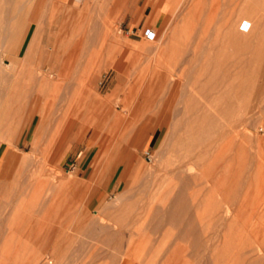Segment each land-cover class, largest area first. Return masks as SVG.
I'll list each match as a JSON object with an SVG mask.
<instances>
[{"label": "rangeland", "instance_id": "1", "mask_svg": "<svg viewBox=\"0 0 264 264\" xmlns=\"http://www.w3.org/2000/svg\"><path fill=\"white\" fill-rule=\"evenodd\" d=\"M16 1L22 8L0 55V134L17 132L22 116L30 122L17 140L0 135L1 264L34 249L43 250L41 264H127L116 237L131 232L137 251L129 264L159 262L177 246L184 264H193L190 239L179 233L194 219L205 252L214 247L224 231L216 223L219 175L236 183L242 217L249 225L257 219L264 211V142L261 152L255 146L264 140V0H8L7 8ZM231 2L239 3L234 13L251 14L254 29H240L247 39L234 42ZM249 115L245 130L254 139L241 152L240 135L231 133ZM226 148L251 154L241 161ZM18 154L26 162L13 167ZM224 157L238 179L228 176ZM179 195L182 223L168 218Z\"/></svg>", "mask_w": 264, "mask_h": 264}, {"label": "bare ground", "instance_id": "2", "mask_svg": "<svg viewBox=\"0 0 264 264\" xmlns=\"http://www.w3.org/2000/svg\"><path fill=\"white\" fill-rule=\"evenodd\" d=\"M8 0H4L3 1V3L2 4H0V45H1V48H2V50H0V55H3V53H5L6 52V50H5V46H6V44H8L7 42H9L8 40H9V38H10V34H9V32H11L10 31V29L9 28H12V27H10V24L11 23H13V22H11L10 23V21H11V18H12V16L14 15L15 16V13L16 12H14V10H18L19 8L21 9L22 8V5H19V2H14L13 4L14 5H12V7H10V8H7V6H6V4H8V2H7ZM235 1H240V0H235ZM234 1V2H235ZM243 0H241V2H242ZM233 2V3H234ZM231 4H232V2H231ZM231 4H230V6H231ZM235 4V3H234ZM238 4L239 3H236L234 6H233V4H232V10H231V13L233 14V15H231V17H233L235 14H236V20L233 22V20L231 21V22H233V25L234 26H236V28L235 29H237L238 31H234L235 32V35L233 36V38L234 39H236L234 42H236L237 41V39H247L248 38V34H247V32H246V30L245 31H243V32H241L240 31V29H241V27H242V24H245V29H247V28H249L248 27V25L250 26V24H251V21H250V17L248 18V12L246 13V12H236V13H234L235 11H236V9H237V7H238ZM19 5V6H18ZM19 9V10H20ZM19 13V12H18ZM251 13V12H250ZM249 15H251V14H249ZM253 17V16H252ZM252 17H251V19H252ZM16 18V17H15ZM263 18H264V15H263ZM13 19V18H12ZM223 20H225L224 18H222ZM254 19V18H253ZM13 21V20H12ZM254 21H255V19H254ZM262 22H263V20H261ZM225 24L227 23V20L224 22ZM224 23H223V25H224ZM247 24V25H246ZM252 25V24H251ZM255 25H256V23H255ZM259 25V24H258ZM258 25H256L257 27H259ZM12 26V25H11ZM225 26V25H224ZM252 27V26H251ZM250 27V28H251ZM249 28V29H250ZM224 29V28H223ZM252 29H254V27L253 28H251V30ZM12 30V29H11ZM248 30V29H247ZM255 30H257V29H255ZM258 32V31H257ZM263 32H264V30H263ZM251 33V32H250ZM232 35V34H231ZM256 35V34H255ZM260 35V34H259ZM229 36H230V34H229ZM258 36V35H257ZM256 37V36H255ZM231 38V37H230ZM260 38H261V36H260ZM260 38H258V40H256V41H259V39ZM257 39V38H256ZM245 41H247V40H245ZM247 43V42H246ZM249 47V46H248ZM242 52V51H241ZM244 53H246V52H244ZM243 53V54H244ZM253 56H256V54L254 53V52H252V57ZM3 57V56H2ZM1 57V58H2ZM251 57V58H252ZM0 58V59H1ZM1 60H3V58L1 59ZM248 60H251L250 58L248 59ZM255 60V59H254ZM1 62V61H0ZM3 62V61H2ZM251 62V61H250ZM249 63V62H248ZM1 64V63H0ZM255 64V63H254ZM6 65V64H5ZM7 65H11V64H7ZM2 66V65H1ZM4 67V66H3ZM6 68V67H5ZM256 68V67H255ZM254 68V69H255ZM258 68V67H257ZM262 68V67H261ZM0 69H3V68H1L0 67ZM254 69H253V71H254ZM259 69V68H258ZM256 71H257V69H255ZM260 70V69H259ZM257 73V72H256ZM255 73V74H256ZM254 74V73H253ZM0 75H2V72H0ZM239 78V77H238ZM241 78V77H240ZM257 78V77H256ZM260 79V78H259ZM263 79V78H262ZM261 79V82L263 81L264 82V79L262 80ZM255 80H257V79H255ZM237 81V80H236ZM256 82H258V80L256 81ZM262 82V83H263ZM251 83V82H250ZM234 84V83H233ZM253 84H255V81H254V83ZM259 85H261V84H259ZM262 86V85H261ZM240 87V86H239ZM251 87H253V85H251ZM238 88V87H237ZM240 89V88H239ZM237 91V90H236ZM264 91V90H263ZM238 92V91H237ZM235 99V98H234ZM231 101H232V99H231ZM224 102V101H223ZM238 101H235V103H237ZM233 101L231 102V103H229V104H235ZM228 105V104H227ZM232 105V106H233ZM209 114V113H208ZM23 115V114H22ZM258 115H259V113H258ZM252 117L253 116H251V115H249V116H246V117H244V119H242V120H240L239 122H238V124H236L235 123V125L234 126H238V128H237V130H236V132L234 131V130H231V131H233V132H235V134L234 135H232V133H231V131H230V129H233V128H235L234 126H232V124L229 122L228 123V126L230 125V126H232V127H230V129H228V133H231V136L234 138L235 137V135L237 136V134L238 135H240L239 136V138H240V141L237 143V148L241 151V148H242V146L244 145L243 143L244 142H251V144L253 143V139H254V136H253V139H252V135H250V134H248V129H247V131L245 130L246 128H248V126H249V124H251L252 122H253V120H252ZM255 118V117H254ZM6 119H7V117H6ZM8 119H9V116H8ZM12 119V118H11ZM14 119L15 118H13V121H14ZM3 120H5V119H3ZM2 120V121H3ZM257 120V119H256ZM12 121V120H11ZM18 121H21L20 122V125H19V129H18V131L17 132H15L14 131V133H11V132H13V131H11V130H9L8 132L9 133H11V134H9L7 131L6 132H1V136L2 137H4L5 139H8V140H11V139H15V140H17L18 138H20V136H21V134L23 133V131H24V128H26V126H27V124L30 122V120L28 119V118H26V117H24V116H22V118H21V120H18ZM1 122V121H0ZM1 123H4V122H1ZM11 123V122H10ZM225 123V122H224ZM223 124V123H222ZM12 125V124H11ZM224 125V124H223ZM225 125H226V123H225ZM4 126H6V124H4ZM212 126V125H211ZM220 126V127H219ZM222 125H218V127H217V125H216V127L217 128H220V130L222 129V127H224V129H225V127L226 126H222ZM227 126V127H228ZM0 127H3L2 125L0 126ZM228 127V128H229ZM34 128H37V123H35V127ZM216 128V129H217ZM9 129V128H8ZM12 130H13V127L11 128ZM17 129V128H16ZM215 130V129H214ZM226 130V129H225ZM5 131V130H4ZM230 131V132H229ZM218 132V131H217ZM237 133V134H236ZM33 134H35V131L33 130V132H32V136H33ZM124 134H125V132H124ZM222 134V133H221ZM220 133L218 134V137H219V135H221ZM226 134V133H225ZM225 134H223L224 135V137L226 136ZM38 133L36 134V138H35V141L37 140V138H38ZM31 136V135H30ZM211 138H213V137H211ZM228 138V137H227ZM239 138H237L238 140H239ZM255 138H257V139H259L258 137H255ZM264 138V137H263ZM210 139V138H209ZM221 139H223V137L221 138ZM234 139H236V138H234ZM212 140V139H211ZM224 140V139H223ZM222 140V141H223ZM229 141V140H228ZM232 141V140H231ZM230 142V141H229ZM234 142V141H233ZM263 142H264V140L262 139V141L260 140V142H258V143H256V149L257 150H260V148H261V146H263ZM223 143H226V141L224 140V142ZM217 144V143H216ZM234 144V143H233ZM250 144V146H252ZM224 145H226V144H224ZM223 144H220L217 148H216V151H214V152H216V158H217V160L219 159L218 157L220 156V155H222L223 154V150L225 151V148L223 147L224 146ZM228 145H231V143L229 144L228 143ZM228 145H227V147H228ZM182 146V145H181ZM212 146V145H211ZM249 146V147H250ZM230 147V146H229ZM229 147H228V149H229ZM234 147V146H233ZM245 147H247V145L245 146ZM224 148V149H223ZM236 148V153H237V155L236 156H239L240 155V157H241V159H238V160H241V161H243L244 160V155L246 154V153H249V154H251L250 152H246V150H244L246 153L243 155V156H241V153H240V151L239 152H237V149ZM248 148V147H247ZM253 148V147H252ZM200 149V148H199ZM223 149V150H222ZM233 149V148H232ZM232 149H230V150H232ZM192 150V149H191ZM214 150V149H213ZM230 150H227V148H226V151L227 152H229ZM234 150L233 151H230L231 153H233V152H235ZM262 151V149L260 150V152ZM193 152V151H192ZM201 152V151H200ZM242 152V151H241ZM260 152H256L257 154H259ZM196 153V152H195ZM194 154V153H193ZM192 154V155H193ZM234 155V157H235V153H233ZM239 154V155H238ZM224 155V154H223ZM263 155V154H262ZM261 155V156H262ZM249 156V155H248ZM248 156H246L245 155V158H247ZM251 156V155H250ZM258 156H260V155H258ZM264 156V155H263ZM25 157V156H24ZM24 157H22L20 154H18V155H14L12 158H11V162H12V164H13V167H18V166H21V165H24L25 164V162H26V158H24ZM187 157V156H186ZM215 157V156H214ZM233 157V158H234ZM240 157H238V158H240ZM191 158V157H190ZM222 158V157H221ZM220 158V159H221ZM260 158V157H259ZM259 158H258V160H259ZM262 158V157H261ZM192 159V158H191ZM224 160H225V157L223 158ZM228 159V158H227ZM227 159L225 160V162L227 161ZM230 159H232V158H230ZM243 159V160H242ZM185 160H186V158H185ZM189 160V159H188ZM201 160V159H200ZM213 160V159H212ZM215 160V159H214ZM216 160V161H217ZM231 161V160H230ZM232 161H235V158L232 160ZM240 161V162H241ZM262 161V160H261ZM264 161V160H263ZM224 162V161H223ZM224 162V163H225ZM236 162H237V160H236ZM239 161H238V163H240ZM201 163V162H200ZM199 163V164H200ZM210 163H212V162H210ZM209 163V165L208 166H210L211 164ZM223 163V164H224ZM227 163V162H226ZM230 163V162H229ZM235 163V162H234ZM259 163V162H258ZM261 163V162H260ZM188 164H190V163H188ZM228 164V163H227ZM263 164V163H262ZM206 165V164H205ZM222 165V164H221ZM232 164H228V165H226L225 167H227V166H230V167H228L229 168V171H228V176H235L236 174H237V172H235V170H234V172L236 173H234L230 168H232V166H231ZM238 165V164H237ZM237 165H235V166H237ZM240 165V164H239ZM264 165V164H263ZM262 165V166H263ZM211 167V166H210ZM218 167H220V166H218ZM179 168V167H178ZM204 168V167H203ZM202 168V169H203ZM259 168H260V166H259ZM263 168H264V166H263ZM263 168H260V169H262L263 170ZM200 169V168H199ZM217 169H220V168H217ZM233 169V168H232ZM234 169H236V167L234 168ZM259 169V170H260ZM205 170V169H204ZM262 170H261V172H262ZM184 171V170H183ZM236 171H238V170H236ZM218 172V171H217ZM229 172H230V175H229ZM231 172H233V173H231ZM239 172V171H238ZM178 173V172H177ZM204 173V172H203ZM203 173H201V174H203ZM224 173H226V172H224ZM175 174V173H174ZM185 174V173H184ZM200 174V175H201ZM235 174V175H234ZM259 174H260V172H259ZM204 176H206L207 177V175L206 174H203ZM216 175H217V173H216ZM237 175H239V173L237 174ZM240 176V175H239ZM239 176L238 177H234V178H239ZM227 178V177H226ZM228 178H230V177H228ZM228 178L227 179H225V180H228ZM230 179H232V177L230 178ZM237 179L236 180H234V181H237ZM211 180V179H210ZM69 181V180H68ZM230 181V180H229ZM238 181H240V182H242L241 181V179L240 180H238ZM71 182H72V180H71ZM207 182V181H206ZM209 182V181H208ZM226 181H224V178H223V176L222 175H219L218 177H216V223L217 224H220V225H224L223 227H224V231L221 233L220 232V234L219 235H221L219 238H218V236L216 235V241H215V245H214V247H211L210 248V250L209 251H207V252H205V249L207 250L208 249V247H206L207 245H205V240L201 237L202 235H199V233H198V231H197V229H196V226H195V222L193 221V220H188V221H186V219H185V221H186V226H184V229L179 233V238H182V239H184V238H189L190 239V243H191V256H193V257H196V258H194L195 259V262L193 263V264H264V211H261V212H258V215L259 216H256V218L257 219H255L250 225H249V223H248V221H247V219L244 217H242V213H243V211H245L244 209L241 211V207L239 206V205H241V204H239V205H235V203L237 202V197H235V195L234 194H236V192H238V190H236V192L233 194V192L235 191V190H233L232 189V187H233V184H232V186H231V183H234L232 180L228 183V184H226L225 183ZM238 183L237 185H239V184H241V183ZM205 184V183H204ZM235 185H236V183H234ZM261 184H262V182H261ZM207 187V186H206ZM238 187V186H237ZM262 187V188H261ZM186 188V187H185ZM260 188H261V190L263 189V184H262V186H260ZM232 190V193L230 192ZM193 192V191H192ZM197 192V191H196ZM241 192V191H240ZM239 193V192H238ZM237 193V194H238ZM232 194V195H231ZM195 195V194H194ZM244 195H247V193L245 194V192H244V194H243V196ZM183 196V195H182ZM182 196H178L175 200H174V202H173V204H172V208H171V210H170V212H168L169 213V217L168 218H171L170 220H172L173 219V221H174V219H177L178 221H181V223H182V219H183V217H181V215H182V212H185L186 211V206H185V204H184V199L182 198ZM240 196V195H239ZM243 196H242V198H243ZM241 197V196H240ZM247 197V196H246ZM244 198H245V196H244ZM170 199V198H169ZM247 199V198H246ZM240 200H242V199H240ZM244 201V200H243ZM246 201V200H245ZM171 202V201H170ZM243 205H245L246 206V202H244V204H242V206ZM189 208V207H188ZM244 208V207H243ZM191 210V209H190ZM264 210V209H263ZM189 211V210H188ZM242 212V213H241ZM187 213V212H186ZM198 214V213H197ZM244 214V213H243ZM196 215V214H195ZM184 216V215H183ZM255 216V215H254ZM199 217V216H198ZM197 217V218H198ZM5 218V217H4ZM190 218H192V217H190ZM243 218V219H242ZM7 219V218H6ZM184 220V219H183ZM177 221V222H178ZM185 221H184V223H185ZM157 223H155L154 224V227H153V230H158L159 228H160V226H161V222L159 223V221H156ZM204 223V222H203ZM202 223V224H203ZM200 225H201V223H200ZM202 226V225H201ZM207 226V225H206ZM200 227V226H199ZM205 227V226H204ZM204 227H202L203 228V231H205L206 229L204 228ZM217 227V226H216ZM201 228V229H202ZM209 228V227H208ZM208 228H207V230H208ZM220 228H222V227H219V229ZM205 229V230H204ZM207 230L205 231V233L207 232ZM219 231V230H218ZM133 234V232H131V233H129V235L126 237V239H124L123 240V238L124 237H122V236H117L116 238H117V244H116V246H115V248L118 250V252L120 253V255H121V261H124L125 259H128L129 261L127 262V264H129L130 263V259H131V257L133 256V255H136V251H137V248H135V246L132 244V242H133V237H134V234ZM203 234V233H202ZM133 236V237H132ZM28 238V237H27ZM115 238V239H116ZM137 238V237H136ZM206 239V238H205ZM34 240V239H33ZM21 241V240H20ZM30 241V240H29ZM35 241V240H34ZM136 241H138V240H136ZM19 241H17L16 243H18ZM23 243H25V242H23ZM22 243V244H23ZM26 244V243H25ZM28 245L29 246H31L29 243H28ZM143 245V244H142ZM141 245V246H142ZM15 246H17L16 244H15ZM14 246V247H15ZM19 246L21 247V245H20V243H19ZM210 246V245H209ZM120 247H122V250H120ZM17 248V247H16ZM19 248V247H18ZM29 248H33V245L31 246V247H29ZM141 248V247H140ZM27 249V248H26ZM30 249V250H31ZM142 249V248H141ZM160 250V249H159ZM167 250H168V252H164V253H167L166 255H164L163 256V259H161V261H157V262H153V263H150V264H184V262H185V260H183L184 258H183V256H185V255H183L181 252H180V247H175V248H173L171 251L169 250V248H167ZM8 251V250H7ZM163 252V251H162ZM161 252V253H162ZM190 252V251H189ZM164 253H162V255L164 254ZM10 255V254H9ZM17 255V254H16ZM29 256H31L30 258H28ZM29 256L25 259H23V258H19L18 259V256H17V259H13L12 260V264H41L40 263V261H42L41 260V255H40V252H39V249H34L30 254H29ZM20 257V256H19ZM139 257V256H138ZM138 257L136 258V256H134L133 258L135 259V260H137L138 259ZM2 258H5V257H2ZM45 259V258H44ZM6 260H7V258H6ZM9 260V259H8ZM140 260V259H139ZM138 261V260H137ZM137 261H135L136 263H137ZM141 261V260H140ZM4 262H5V260H4ZM46 262V261H45ZM7 263H8V261H7ZM147 263V262H146ZM148 263V264H149ZM0 264H1V262H0Z\"/></svg>", "mask_w": 264, "mask_h": 264}, {"label": "crops", "instance_id": "3", "mask_svg": "<svg viewBox=\"0 0 264 264\" xmlns=\"http://www.w3.org/2000/svg\"><path fill=\"white\" fill-rule=\"evenodd\" d=\"M57 1H60V2H62V3H67V2H70L71 0H57ZM18 50L17 49H15V51H14V57L17 59L18 58ZM33 129H34V126H33ZM32 132L33 131H31V132H29L28 133V135H29V140L32 142V148H34V144H35V138H33V136H32ZM31 135V136H30ZM39 251L41 252H43V250L42 249H39Z\"/></svg>", "mask_w": 264, "mask_h": 264}, {"label": "built area", "instance_id": "4", "mask_svg": "<svg viewBox=\"0 0 264 264\" xmlns=\"http://www.w3.org/2000/svg\"><path fill=\"white\" fill-rule=\"evenodd\" d=\"M153 35H154V32H153L152 30H147V31L145 32V36H146L147 38H152Z\"/></svg>", "mask_w": 264, "mask_h": 264}]
</instances>
